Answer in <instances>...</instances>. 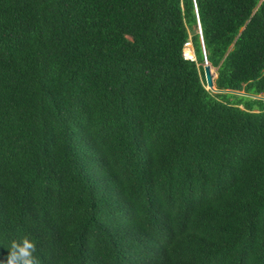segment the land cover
Masks as SVG:
<instances>
[{"label":"trees","instance_id":"obj_1","mask_svg":"<svg viewBox=\"0 0 264 264\" xmlns=\"http://www.w3.org/2000/svg\"><path fill=\"white\" fill-rule=\"evenodd\" d=\"M205 60L264 97V0H0V264H264V101Z\"/></svg>","mask_w":264,"mask_h":264},{"label":"clouds","instance_id":"obj_2","mask_svg":"<svg viewBox=\"0 0 264 264\" xmlns=\"http://www.w3.org/2000/svg\"><path fill=\"white\" fill-rule=\"evenodd\" d=\"M6 264H41L36 242L28 236L13 240L9 246Z\"/></svg>","mask_w":264,"mask_h":264},{"label":"water","instance_id":"obj_3","mask_svg":"<svg viewBox=\"0 0 264 264\" xmlns=\"http://www.w3.org/2000/svg\"><path fill=\"white\" fill-rule=\"evenodd\" d=\"M198 31L199 33L201 32L199 25H198ZM203 53L205 54L204 48H203ZM203 74H204L206 89L210 90L213 93H229V94H235V95H240V96H247L253 99H260L264 101V97L262 96L251 95V94H246L244 92H238V91H232V90L215 89L213 85V79L215 78L214 69L208 64L206 60L204 61Z\"/></svg>","mask_w":264,"mask_h":264},{"label":"built area","instance_id":"obj_4","mask_svg":"<svg viewBox=\"0 0 264 264\" xmlns=\"http://www.w3.org/2000/svg\"><path fill=\"white\" fill-rule=\"evenodd\" d=\"M188 51V52H187ZM192 53L193 54V50H192V46L190 42H186L183 46V57L185 59H189V60H193L194 56H188L187 53Z\"/></svg>","mask_w":264,"mask_h":264},{"label":"bare ground","instance_id":"obj_5","mask_svg":"<svg viewBox=\"0 0 264 264\" xmlns=\"http://www.w3.org/2000/svg\"><path fill=\"white\" fill-rule=\"evenodd\" d=\"M187 55L193 57V54L191 52L190 53H187Z\"/></svg>","mask_w":264,"mask_h":264}]
</instances>
